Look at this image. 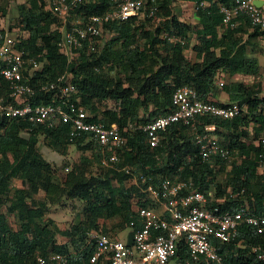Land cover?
Masks as SVG:
<instances>
[{"label":"trees","instance_id":"1","mask_svg":"<svg viewBox=\"0 0 264 264\" xmlns=\"http://www.w3.org/2000/svg\"><path fill=\"white\" fill-rule=\"evenodd\" d=\"M3 1L5 0H0V3ZM169 1L158 0L155 14L157 15L159 9L166 10ZM188 1H192L196 6L201 2L209 4L207 7H197L195 11L198 22L195 33L199 40L195 50L197 55L202 57L199 62L190 63L182 58L183 44L181 46L177 42L159 37L161 34L174 33L182 41L186 38L187 26L177 21L175 16L163 22V28L160 27L161 22L151 33L144 32L142 26L135 23V18L122 23L106 24L103 26V33L112 35L106 39L98 54L97 50L90 54L79 51L67 62L56 47L59 34L50 30L55 18L43 10L42 0H29L26 14L20 12L22 7H17L16 17L19 18L17 20L22 31L20 33L24 36L20 45L29 53H40L44 57V67L36 75V80L40 83L53 82L65 74V78L75 86V97L87 112L89 121H101L106 124L114 122L119 127L126 123L145 124L154 117L170 112L171 94L182 85L191 87L200 99L207 100L213 95L216 88L214 82L220 76L225 78L228 74L235 73L255 75L257 72L256 60L246 56L245 45L240 44V40L243 35L247 40L264 35V29H250L247 21L240 23L236 28H222L215 4L227 3L228 0ZM108 9L107 0H93L76 10L75 15L79 18L98 15ZM1 12L4 13L2 8ZM144 20L149 22L151 19ZM139 38L144 39L141 45L137 43ZM244 43H247L246 40ZM214 45H217L216 53L209 51ZM103 68L120 69L124 74L123 82H127V86L121 88L119 80L107 77ZM2 84L0 79V94ZM223 88L228 94L229 102L247 105V112L231 123L212 119V122L228 129L226 133L223 132L226 134L224 143L227 147L236 148L241 154H245L244 160L231 166L225 183L215 180L224 165L200 163L194 158L196 148L189 141L185 127L179 125L167 128L163 146L155 149L147 147L142 131L134 129L127 135L122 132L126 136L129 149L123 151L122 161L117 166H131L139 177L142 175L146 178L145 182L151 184L156 183L157 176L191 179L198 191L213 189L215 196H220L227 188L232 191L243 189L240 202L245 200L249 210L254 214L263 215L264 176H256V164L252 160L258 149L251 144L246 146L238 140L246 131L239 130L237 124L253 121L257 132L264 122V97L257 98L260 90L256 91L252 86H243L240 83L227 87L224 85ZM107 95L117 100L116 110L120 113L119 116L111 112L107 113L106 118L104 115L98 116L94 101L104 99ZM38 99L47 102L48 96L37 94L35 100ZM148 106H152V109H148ZM140 111L141 115H138ZM68 132L67 124L47 129L25 121L0 117V206L5 205V212L0 211V264H36L37 254L45 256L50 252L73 254L69 247L77 251L88 233L105 232L97 223L99 219L119 216L125 227L131 219L139 224L130 203L133 188H125L123 185L127 174L107 169L102 176L83 180L74 178L68 185L65 195L81 199L85 204L84 213H87V216L83 222L74 224L69 230H57L62 237L69 239L70 245L56 244L53 240L55 233L48 228L49 220H45L43 216L44 205L34 199L38 190L47 191L52 176L50 165L36 151L35 145L39 134L43 135L46 147L61 154L67 144ZM82 142V138H78L74 140L73 145L98 155L97 146L93 142L81 144ZM154 154L158 155V161L154 160ZM185 157L190 159L186 160ZM257 178L259 181L255 184L254 179ZM12 179H19L20 186L12 188ZM112 180L117 182V186L111 184ZM8 191H11L9 197ZM139 200L141 201V198ZM239 204L230 200L222 205L221 209L235 208ZM29 205L39 209L34 210L36 208ZM5 215L12 216L15 221L14 229L7 224ZM238 232L242 246L219 244L220 262L197 261L189 264H264V258L258 259L256 253L250 250L251 245L264 248V234H255L252 228L246 226L239 227ZM91 251V248H84L74 252L67 264H85ZM177 256L185 259L183 245L178 246Z\"/></svg>","mask_w":264,"mask_h":264},{"label":"built area","instance_id":"2","mask_svg":"<svg viewBox=\"0 0 264 264\" xmlns=\"http://www.w3.org/2000/svg\"><path fill=\"white\" fill-rule=\"evenodd\" d=\"M42 1L43 10L57 20L50 27L59 34L57 50L69 62L79 51L86 54L96 51L104 25L143 16L154 18L158 0H107L108 10L81 18L75 15L76 10L93 0ZM208 5L201 2L195 6ZM215 7L222 28H236L247 21L250 29H264V0H228L227 3H216ZM164 38L183 44L178 37L165 35ZM22 39L23 34L12 35L7 29H0V79L3 82L0 117L47 129L67 124V145H73L78 138H82L81 144L91 141L97 146L101 166L120 169L126 174L130 173L129 168L115 167L122 161L121 153L129 149L122 132L127 135L134 129L145 134L149 149H155L163 146L167 128L173 125L185 127L196 148L194 158L200 163L223 164L227 171L245 159L236 148L221 144L215 133L218 125L212 122V119L225 122L243 116L247 112L245 103L203 100L194 89L182 85L171 94L170 112L154 117L145 124L126 123L119 127L114 122L89 121L87 112L75 97V86L65 78V74L50 83L36 80L37 72L42 70L46 61L42 54L29 53L21 46ZM222 78L220 76L214 82L219 89L224 86ZM262 82L264 85V76ZM37 94L47 95V102L35 100ZM262 97L264 93L257 95V98ZM255 147L258 149L252 158L255 168L264 170V122L256 135ZM153 158L159 160L157 154ZM142 193L141 201L146 205L135 209L139 224L131 219L127 225L131 233L130 242L91 231L77 250L91 248L85 264L220 262L219 244L242 246L239 227L246 226L252 228L255 234H264V214H254L245 200L240 202L243 189L232 191L227 188L220 196H215L213 189L198 191L191 179L159 177L155 184L145 185ZM230 200L240 204L235 208L221 209ZM180 245L185 248V259L177 256ZM250 250L256 253L258 259L264 258V248L259 245H251ZM70 251L73 254L77 252L74 249ZM73 254H37L35 261L36 264H67Z\"/></svg>","mask_w":264,"mask_h":264},{"label":"rangeland","instance_id":"3","mask_svg":"<svg viewBox=\"0 0 264 264\" xmlns=\"http://www.w3.org/2000/svg\"><path fill=\"white\" fill-rule=\"evenodd\" d=\"M22 7V13L26 14V11L29 7V0H5L0 3V29L5 28L7 29L12 35H21L17 18V7ZM4 11V13L1 12ZM196 6L192 1L188 0H170L167 9L161 10L159 9L157 15L147 22L146 17H137L135 18V23L142 26L144 32H153L155 27L160 24V27L163 28V22L169 20L171 16H175L176 20L182 24L187 26V36L183 39V50L181 52V56L183 59L190 63L199 62L201 60V56H198L195 50V47L199 45V40L196 37V30L198 28L197 17L195 15ZM167 13V14H166ZM16 18V19H15ZM149 19V18H148ZM55 22V23H54ZM56 24L57 20H53L52 24ZM50 25V27H51ZM164 30V29H163ZM162 30V31H163ZM221 32V29L218 28V33ZM161 33V32H160ZM112 33L104 32L102 36L98 39L97 43V54L101 50L102 45L105 43L106 39L111 36ZM164 34H161L159 37L164 38ZM170 37H177L176 34L170 33L167 35ZM245 35L242 36L240 40V44L245 45V53L246 56L250 58H254L257 62V72L255 75H244L240 73L235 74H228L225 78L223 77L222 80L225 83V87L230 86L234 83H240L243 86H252L256 91L260 90V94L264 93V86H261L263 76H264V35H259L253 38L246 39ZM246 40V44L244 43ZM144 42L143 38H139L137 43L140 45ZM180 45V44H179ZM182 46V45H181ZM217 45L212 46L209 51L217 52ZM162 52V51H161ZM104 73L107 77L118 79L121 88H125L127 86V82H123L124 74L120 69L117 70H108L107 68H103ZM227 90V89H226ZM225 93V88L219 90V88H215L213 94H223ZM96 106L98 116L101 117L104 115L106 118L107 113H116V116H119L117 111V100L112 97L111 95H107L104 99L99 101H94ZM148 109H152V106H148ZM141 115V111L138 113ZM250 122V121H247ZM247 128V126H246ZM224 129L217 135L220 138V141L226 142L225 136L226 134L223 133ZM247 132V131H246ZM248 134V133H247ZM252 134V133H251ZM22 136H25L24 133H21ZM187 135V134H186ZM238 139V137H237ZM236 139V140H237ZM182 143V140H180ZM45 138L43 135L37 137V143L35 145L36 151L41 155L43 160L50 165L52 170L51 176V183L48 187L47 191L44 192L42 190H38L37 193L34 195V199L36 201H40L43 203V216L45 220H49V230L54 232L53 240L56 244H69V239L62 237L57 230L64 231L69 230L74 224H78L79 222H83L87 213H84L85 204L84 202L79 199L78 197H70L65 195V190L70 185V183L74 180V178L78 179H88L90 177H99L102 176L105 171L108 169L103 167L99 164L98 155L97 153L94 154L93 151L90 150H81L78 149L75 145H67L63 153L59 154L56 153L49 148L46 147ZM249 141L247 140V145H249ZM227 146L226 143H224ZM96 151V150H95ZM192 153V151H191ZM190 158V157H189ZM186 159V157H185ZM188 159V158H187ZM186 159V160H187ZM127 166V165H126ZM129 168L130 173L127 174L126 180L124 181L123 185L125 188H133L131 191V198L130 203L132 209H135L136 205L140 204V198H142L143 193L142 189L145 182V177L140 175L138 176L137 172L131 167ZM222 172L218 173L215 177L216 182L225 183L227 179V169L225 166H222ZM133 169V171H132ZM264 174V173H262ZM264 175H258V177L262 178ZM155 177V176H154ZM160 176L155 177L156 179ZM72 179V180H71ZM259 179H254V183ZM12 188L15 186H20L19 179H12L10 182ZM113 186H117V182L115 180L111 181ZM11 191L7 192L8 197L10 196ZM7 204V203H6ZM31 208H36L34 210H38L39 208L29 205ZM0 211L3 213L5 212V205L0 206ZM7 224L14 229L15 228V221L13 220L11 215H5ZM98 224L101 225V230H104L106 234H109V229L113 231L114 237L119 230L125 228L124 224L120 220L119 216H115L112 218L107 219H99L97 221ZM99 225V226H100ZM110 235V234H109ZM111 236V235H110ZM115 238V237H114ZM70 250L72 247H69Z\"/></svg>","mask_w":264,"mask_h":264},{"label":"crops","instance_id":"4","mask_svg":"<svg viewBox=\"0 0 264 264\" xmlns=\"http://www.w3.org/2000/svg\"><path fill=\"white\" fill-rule=\"evenodd\" d=\"M42 8H43V6H42ZM1 29H5V28H1ZM227 77V76H226ZM224 85H225V83H224ZM261 86H264L263 85V82H262V84H261ZM263 90H264V88H262ZM219 90H222V88H220ZM211 98L210 99H208L209 101H213V102H217V103H227V102H229V100H228V94L225 92V93H223L222 95L221 94H219V95H217V94H213V95H211L210 96ZM237 119V118H236ZM225 122H228V121H225ZM236 122V121H235ZM229 123H231V122H229ZM246 126H247V128H246ZM237 128L239 129V130H245V131H247L246 133H245V135H242L241 134V136L239 137V141L240 142H243L246 146H247V141L246 140H248L249 141V143L252 145V146H255V138H256V135L258 134V132H259V130L257 131V132H255V130H257V129H255L256 128V125L253 123V121L252 122H246V123H238L237 124ZM224 129V132L226 133L227 131H228V129H226V128H223ZM217 131H221L222 130V127H220L219 125H218V127H217V129H216ZM237 132H239V131H237ZM248 133V134H247ZM252 133V134H251ZM188 160V159H187ZM262 173H264V170L263 169H257V168H255V174H256V176H258V175H264V174H262ZM262 177V176H261ZM100 225V224H99ZM101 226V225H100ZM114 229H112V230H110L109 229V234L111 235H109L108 234V236L109 237H111V238H114L115 237V239H120V240H123V241H129L130 240V233H129V228H127V227H125V228H122L121 230H119L118 232H117V234L114 236V237H112L113 236V232H115V231H113Z\"/></svg>","mask_w":264,"mask_h":264},{"label":"clouds","instance_id":"5","mask_svg":"<svg viewBox=\"0 0 264 264\" xmlns=\"http://www.w3.org/2000/svg\"><path fill=\"white\" fill-rule=\"evenodd\" d=\"M216 87H217V86H216ZM258 95H259V94H258ZM256 97H257V95H256ZM234 102H235V101H234ZM235 119H236V118H235ZM233 120H234V119H233ZM233 120H230V121H228V122H231V121H233ZM215 133H216V131H215ZM216 134H217V133H216ZM218 137H219V136H218ZM189 141H190V138H189ZM190 142H191V141H190ZM221 144L224 145V142L221 141ZM224 146H225V145H224ZM225 147H227V146H225ZM256 148H257V147H256ZM121 154H122V153H121ZM243 155L245 156V154H243ZM189 159H190V158H188V160H189ZM120 163H121V162H120ZM122 167H127V166H126V165H123V166H121V167H120V166H116L115 168L118 169V168H122ZM108 169H109V168H108ZM111 170L118 171V172H123V171L120 170V169H119V170L111 169ZM167 178H169V177H167ZM170 178H171V177H170ZM147 184H148V183H146L145 185H147ZM145 185H144V186H145ZM142 205H146V203L140 201V204H139V205H136V206H135V209H136L138 206H142ZM135 209H132V210H133L134 215H135L134 217H137L136 214H135ZM126 227L128 228V226H126ZM93 232H96V231H93ZM98 233H100V232H98ZM129 233H130V230H129ZM102 234H105V233H102ZM105 235H108V234H105ZM114 239H115V238H114ZM130 240H131V233H130ZM130 240H129V241H126V242H130Z\"/></svg>","mask_w":264,"mask_h":264},{"label":"water","instance_id":"6","mask_svg":"<svg viewBox=\"0 0 264 264\" xmlns=\"http://www.w3.org/2000/svg\"><path fill=\"white\" fill-rule=\"evenodd\" d=\"M256 4V3H255Z\"/></svg>","mask_w":264,"mask_h":264}]
</instances>
